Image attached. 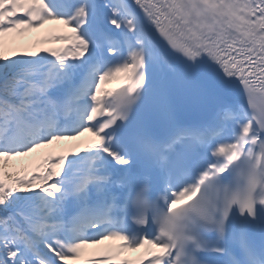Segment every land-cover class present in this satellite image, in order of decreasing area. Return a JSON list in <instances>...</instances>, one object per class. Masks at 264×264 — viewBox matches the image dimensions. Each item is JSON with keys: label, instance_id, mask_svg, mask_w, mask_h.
<instances>
[{"label": "bare ground", "instance_id": "obj_1", "mask_svg": "<svg viewBox=\"0 0 264 264\" xmlns=\"http://www.w3.org/2000/svg\"><path fill=\"white\" fill-rule=\"evenodd\" d=\"M162 0H159L161 3ZM156 10L155 18L158 19L167 35L181 47L186 49L190 54L208 64L209 66L222 71L223 73L236 74L239 78L245 77L250 80H256V76H249V72L239 71L238 68L233 67L232 64L226 63L222 58V54L218 55L211 51V46L207 45L203 41V36H199L198 30H194L190 27L189 23L179 17H174V22H170L163 18L162 10H158L157 5H152ZM174 15L176 13H173ZM264 82V80H262Z\"/></svg>", "mask_w": 264, "mask_h": 264}, {"label": "rangeland", "instance_id": "obj_2", "mask_svg": "<svg viewBox=\"0 0 264 264\" xmlns=\"http://www.w3.org/2000/svg\"><path fill=\"white\" fill-rule=\"evenodd\" d=\"M22 44H18V47L16 46V49H19V47L21 46ZM71 263L74 264V261H71Z\"/></svg>", "mask_w": 264, "mask_h": 264}]
</instances>
